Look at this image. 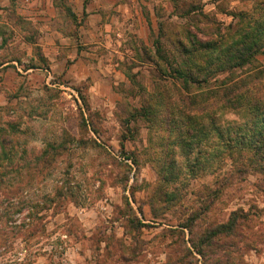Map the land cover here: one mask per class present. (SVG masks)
<instances>
[{
    "label": "rangeland",
    "instance_id": "rangeland-1",
    "mask_svg": "<svg viewBox=\"0 0 264 264\" xmlns=\"http://www.w3.org/2000/svg\"><path fill=\"white\" fill-rule=\"evenodd\" d=\"M157 1L155 30L121 47L116 98L91 100L87 82L45 85L0 108L15 145L0 264H264V177L219 135L264 126V0ZM253 27L262 51L222 71ZM198 42L212 43L207 58ZM228 83L252 84L235 108L216 99Z\"/></svg>",
    "mask_w": 264,
    "mask_h": 264
},
{
    "label": "crops",
    "instance_id": "crops-1",
    "mask_svg": "<svg viewBox=\"0 0 264 264\" xmlns=\"http://www.w3.org/2000/svg\"><path fill=\"white\" fill-rule=\"evenodd\" d=\"M157 7V0H0L8 34L0 35V108L45 85L87 82L91 100L116 98L121 47L133 30L147 40ZM6 49L11 56L3 57Z\"/></svg>",
    "mask_w": 264,
    "mask_h": 264
},
{
    "label": "trees",
    "instance_id": "trees-1",
    "mask_svg": "<svg viewBox=\"0 0 264 264\" xmlns=\"http://www.w3.org/2000/svg\"><path fill=\"white\" fill-rule=\"evenodd\" d=\"M256 30L260 27H255ZM255 28H241L239 35L242 40L239 42L238 46L234 49V52L231 53L229 58L226 59V62L222 65V71H228L231 72L234 70L235 67L239 66H244L248 63H251L252 60H254L255 56H257L258 53H260L261 47L259 45V41L257 40L256 37H260L262 32H258L257 34L253 35L252 31H255ZM261 30V29H260ZM5 32V29L1 30L0 29V35ZM262 31V30H261ZM264 32V30H263ZM5 40V39H4ZM190 40L196 41L195 37L191 38ZM160 42L157 41L155 45L157 46V50L160 54L162 53L159 47ZM180 47H181V52L183 54H189V50L185 48V45L182 44V42H179ZM198 45L203 48L200 51V55L207 58V52L206 49L207 47H210L212 43L207 42V43H201L198 42ZM192 53V52H191ZM264 53V52H263ZM162 60H165L163 56H160ZM228 62V63H227ZM234 62L236 65H230L227 66L229 63ZM46 65V64H45ZM257 76V75H256ZM184 82L186 83V86H188V82L190 79V75L187 77H184ZM255 78V77H254ZM221 88H219L216 93L217 97L216 99L220 102H222V105L225 107H236L238 99L242 98V95L246 94L247 92L249 93L250 89H252V84H238V83H231V84H222ZM187 89V88H186ZM242 92H241V91ZM240 91L239 94L242 95H237L238 92ZM80 95V93H79ZM162 96V95H161ZM159 97V95L157 96ZM82 99V96L80 97ZM84 101V98L82 99ZM165 100V99H164ZM179 100H182L179 97ZM166 101V100H165ZM183 101V100H182ZM257 104H260L259 102L256 103L255 108L260 110L261 108L257 106ZM245 105V104H244ZM190 107L191 105L186 104V107ZM191 108V107H190ZM175 113H179L178 111L175 110ZM145 114L149 116L150 112L145 111ZM183 114V113H182ZM182 114L179 115V118L182 120L190 121V115L187 114L186 116H181ZM188 116V117H187ZM259 121L264 120V115L259 114ZM189 119V120H188ZM180 121V120H179ZM181 122V121H180ZM7 124H2L0 123V170H2L3 175H0V184L3 186L6 182V179L4 175L6 174L7 170V160L10 159V157L14 154L15 151V145H14V138L12 134L8 131V127H6ZM260 128L257 133H255L253 136H243L238 138V140H233L231 136L226 137L222 132L219 133L220 135V140L222 142V148L224 149V154H228L230 156H234L232 151H234L235 145H239L241 147L240 152L241 156L246 159L245 163H250L253 168L258 170L260 173H262L264 177V126L263 127H258ZM188 133H191L190 129L188 128L187 130ZM235 157V156H234ZM248 165V164H247ZM225 226H222L224 228ZM220 228V230L222 229ZM230 228V227H229ZM222 231V230H221Z\"/></svg>",
    "mask_w": 264,
    "mask_h": 264
}]
</instances>
